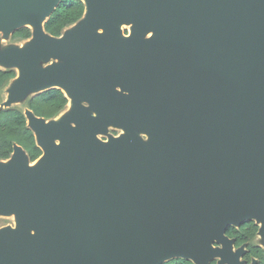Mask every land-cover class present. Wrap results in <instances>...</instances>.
I'll return each mask as SVG.
<instances>
[{
    "label": "water",
    "instance_id": "obj_1",
    "mask_svg": "<svg viewBox=\"0 0 264 264\" xmlns=\"http://www.w3.org/2000/svg\"><path fill=\"white\" fill-rule=\"evenodd\" d=\"M151 1L83 0L84 17L52 37L40 23L59 0H0L5 35L32 25L24 48L0 51L18 69L2 107L50 88L96 102L117 85L144 109L109 116L127 133L106 141L104 116L72 127L24 111L42 155L31 165L14 145L0 161V214L17 221L0 228V264H244L226 228L254 220L264 240V0H169L165 16ZM151 28L171 48L156 72L139 39ZM180 88L187 98H163Z\"/></svg>",
    "mask_w": 264,
    "mask_h": 264
},
{
    "label": "trees",
    "instance_id": "obj_2",
    "mask_svg": "<svg viewBox=\"0 0 264 264\" xmlns=\"http://www.w3.org/2000/svg\"><path fill=\"white\" fill-rule=\"evenodd\" d=\"M84 4L81 0H59L57 6L43 24L46 34L54 37L60 36L68 28L76 24L83 17ZM29 27L18 28L10 35L12 42L25 41L31 37ZM16 77L13 68L0 69V161L10 158L14 145H19L27 158L35 160L41 150L35 143L34 134L27 125L24 111L29 109L32 113L45 120L53 119L65 106L66 98L57 88H50L39 93L29 94L18 104L2 107L4 92ZM257 226L254 221H245L238 228L228 226L225 234L235 239V246L243 243L249 247V241L255 236ZM250 256L257 258V264H264V251L259 248L249 247ZM250 256L246 257L247 263ZM163 264H193L181 258L166 261ZM214 264V263H211Z\"/></svg>",
    "mask_w": 264,
    "mask_h": 264
},
{
    "label": "flooded vegetation",
    "instance_id": "obj_3",
    "mask_svg": "<svg viewBox=\"0 0 264 264\" xmlns=\"http://www.w3.org/2000/svg\"><path fill=\"white\" fill-rule=\"evenodd\" d=\"M81 1L83 2V0H81ZM168 1L169 0H152L151 3L153 4V8H152V14L151 15H153V16H165L166 14H165L164 8L160 5H165L168 3ZM177 1H179V0H177ZM177 1H175V2H177ZM185 2L190 3L191 0H185ZM83 4H84L83 17H84L85 3L83 2ZM124 24H126V25H124L123 27H120L121 36L127 38V37L131 36L133 23L132 22H126ZM96 31L98 34H100L105 39H109L108 33L102 27H99ZM63 34H64V32L60 36H62ZM60 36H58V37H60ZM52 37H54V36H52ZM139 39L141 41H149V40L151 41L152 46H149L146 49L148 51H150L151 53H153L154 56L156 54L163 52V51L165 53L168 51H171V48L169 46H165V45L163 46V44H165L168 41L166 39V34H162L159 30H154L153 28L148 29L142 35L139 36ZM104 49H106V48H104ZM135 51L139 52V51H144V50L143 49H137ZM155 58L156 59H155L154 65H153V72L160 71L159 67L161 64L160 57L155 56ZM174 58H180V56L176 54L174 56ZM162 70H165V68L162 67ZM178 70H181V69H178ZM154 83L155 84L160 83L159 79H154ZM57 89H59L63 93V95L65 96L66 103H65V106L63 107V109L51 120H57V117H59V115H61V114L68 115L70 117L69 123L71 124L72 127H76V120L75 119L77 117H81L83 114V111L85 113L91 115V117H93V118H99L101 116H104L106 120L103 124V130L99 131L95 134L96 138L100 141H106L109 138H118L121 135L127 133V131L122 126H119L118 124L115 123V119H110L109 116H114V115L122 116L124 114V112L127 111L126 108H128L130 110V112H140V111L143 112L144 111L143 105L141 103L137 102L135 99L131 100L130 102L128 100H126L123 96L129 95V92L121 90L120 87L117 85H115L113 88L114 91H116L118 93V94H116V96L115 95H104L103 100L96 101V102H91L87 98H82L78 101V103H76L71 97H69L66 94V92L62 88H57ZM103 90H104V87H103ZM139 94L143 95L144 90L140 89ZM172 94H176L179 99L187 98V94L183 91L182 88L174 90L172 92H165L163 94V98L169 99L172 97ZM153 98L154 97H152L150 94L145 95V99L147 100V102L153 101ZM78 107H81L83 110H79ZM46 121H50V120H46ZM143 132H144V130L139 128L136 133L138 136L141 137V139L147 140V137L145 136V134ZM140 134H142V135H140ZM34 139H35V136H34ZM35 143H36V139H35ZM36 145H37V143H36ZM38 148L40 149L39 146H38ZM41 155H42V150H41V154L35 160L31 161L28 159L29 163H33V162L37 161V159ZM2 161H5V160H2ZM250 221H254V220H250ZM255 225L258 228H257V231L255 232V236L249 241V244H250L249 247H254V248L256 247V248H259L262 251H264V246L260 245V243H259L260 240H263L258 235L259 226L256 222H255ZM1 226L2 225H0V228H3ZM232 227L238 228V226L237 227L232 226ZM228 238H230V237H228ZM230 239L234 240L233 248H232L233 252L236 249H238L239 247H241V246L243 247L244 252H243L240 260L243 261L244 264H252L253 261H255V264H257V262H258L257 258L250 256V249L251 248H249L246 245V243H243L239 246H235V239L234 238H230ZM255 240H257L258 243H255L254 242ZM247 256H250V260L248 263L246 261ZM174 259H176V258H174ZM170 260H172V259H170ZM170 260H168V261H170ZM211 263L217 264V259L211 260L209 262V264H211Z\"/></svg>",
    "mask_w": 264,
    "mask_h": 264
},
{
    "label": "rangeland",
    "instance_id": "obj_4",
    "mask_svg": "<svg viewBox=\"0 0 264 264\" xmlns=\"http://www.w3.org/2000/svg\"><path fill=\"white\" fill-rule=\"evenodd\" d=\"M44 21L40 23V26L43 27ZM29 27H32V25H28ZM28 42V39L25 41H17V42H12L10 40V36L9 35H5L2 31H0V51H4L7 50L10 47H16V48H24L26 43ZM11 45V46H10ZM59 62L58 59H53V58H49L48 60H39L36 64V66H41V67H45L48 64L51 63H56ZM4 66L0 64V69H3ZM16 71V75L18 74V69L15 68ZM34 94L35 92H29ZM8 93L7 91L4 92V99L3 101L6 99ZM16 105H21V104H16ZM68 115H59V117H57V120L62 119L64 117H67ZM142 135V134H140ZM140 137V136H139ZM141 138V137H140ZM144 141H146V139H144ZM8 162V161H7ZM31 164V163H30ZM0 225H2L1 227H12V228H16L17 227V221H16V216L14 214H0ZM255 243H258L257 240L254 241ZM260 245L264 246V240H260Z\"/></svg>",
    "mask_w": 264,
    "mask_h": 264
},
{
    "label": "bare ground",
    "instance_id": "obj_5",
    "mask_svg": "<svg viewBox=\"0 0 264 264\" xmlns=\"http://www.w3.org/2000/svg\"><path fill=\"white\" fill-rule=\"evenodd\" d=\"M124 25H126V24L123 23L120 27H123ZM99 31H100V30H99ZM143 133L145 134L146 137H148V133H147V132L144 131ZM36 163H37V162L35 161V162H33L31 165H35Z\"/></svg>",
    "mask_w": 264,
    "mask_h": 264
}]
</instances>
